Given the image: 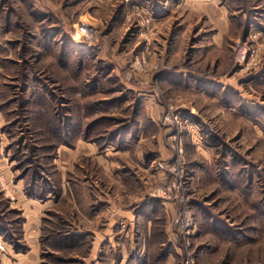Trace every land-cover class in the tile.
Returning <instances> with one entry per match:
<instances>
[{"label":"rangeland","instance_id":"obj_1","mask_svg":"<svg viewBox=\"0 0 264 264\" xmlns=\"http://www.w3.org/2000/svg\"><path fill=\"white\" fill-rule=\"evenodd\" d=\"M109 1L91 0L93 3L90 8L93 7L95 21L86 15L62 22L46 10L42 11L39 3L35 6L34 3L30 5L14 0H0V159L6 158L5 169L9 174L8 177H2L4 175L0 173V180L4 184L2 188L0 182V191L9 200V206L17 209L12 205V202H16L14 184L26 172V180L21 179L24 185L22 191L26 197L38 199L41 205L49 197L43 204L45 207L39 227L40 235L34 243L33 253L28 257L32 261L29 262L140 264L143 259L142 264H264V103L250 105L240 99V93L245 92L249 95L250 102L264 101V82L255 83L245 79L249 74L251 77L257 75L264 65V0H217L219 5H228L235 15L230 17L233 28L224 40L219 58L213 59L214 61L209 58L208 61L205 59L199 63L191 58L190 46L203 33L199 28L208 29L205 17L196 19V16L187 13L180 19H171L176 28L187 26V39L183 44L182 39L176 42L177 54L170 59L172 63L180 64L195 76L214 80L215 86L220 77L235 74L233 83L236 93L233 100L227 99L230 90L223 91V105L225 103L226 106L228 100L229 107L214 108L212 113L204 112V117L211 119L217 128L215 132L209 131L221 153L216 168L220 174L219 184L222 183L221 172L225 169L222 158L225 150L233 156L229 162L232 175L226 180L230 185L229 189H218L214 185L217 189L213 193L191 186L186 170L184 138L189 133V116L185 110L189 108L190 102L188 98L172 96L161 88L158 74L166 70H162L158 61L148 55L149 46L146 43L150 36L144 34L139 39L136 38L137 20L140 19L145 25L152 20L151 12L146 11L152 8L150 2L148 6V0H126L123 15L120 2ZM175 1L177 0H170L172 10H175ZM9 11L10 21L6 14ZM126 17H129L125 26L129 25L128 29L111 32V26L115 23L119 27ZM253 17H258L255 19L256 23L249 25ZM41 19L44 20L40 21ZM80 20L91 23L99 30L98 41L73 40L75 25ZM257 23L260 27L256 26ZM235 42L245 44L249 49L246 63H250V69L239 63L241 54H238L239 49H234ZM137 43H140L139 46L144 44L146 51H135ZM179 52L186 54L185 60L181 54L179 56ZM215 61L220 64L219 67ZM151 77L153 79L149 81ZM151 87L157 91V101L162 107L161 123L169 129L171 159L165 181L169 178V166L175 157L176 140H180L187 194L191 197L195 220L198 217L194 209L196 201L200 202V211H203L205 204V214L215 217L222 229L216 234V226L212 227L203 221V235L200 238L194 237L189 250L193 252V259L187 257L177 226L178 241L173 246L167 241V236L161 234L164 229L161 224L153 226L145 243L144 255L137 252L136 247L139 246L131 242L133 238L125 225L121 230L117 229L112 241L100 243L94 240V232L100 229L98 217L94 218L98 214L99 205H93L96 202L92 201L93 196L89 202L87 194L94 193L89 181L100 176L96 163L83 157L79 144L92 143L98 150H102L109 141L115 139L117 133L127 132L134 124V105H130L129 98L124 101V97L134 98L132 88L139 91L138 88L143 90ZM37 90L41 92L38 99L33 96ZM199 96L203 97V94L200 93ZM21 98H24V111L20 108ZM8 104L4 111L1 110ZM170 110L179 113L178 128L165 122ZM239 112H245L246 119ZM55 118L58 126L54 125ZM193 119L198 125L205 124L199 116L194 115ZM252 124L259 127L263 136L259 138L255 134ZM59 125L64 128H61L59 137H56ZM6 126L7 130L3 131ZM230 128L234 130L231 131ZM178 131H181L180 135L177 134ZM19 141L20 149L30 143L36 146L37 159L30 162L33 167L36 166V174L28 168L30 163L19 164L15 151L18 146H12L13 142ZM56 142L59 144L51 149ZM88 168L91 172L85 175ZM31 179H37L36 182L40 183L46 181L55 191H51L43 199L30 196ZM101 181L107 189L111 184L113 187V181ZM161 184L153 186L149 192L150 197L153 190ZM57 189L60 196H57ZM158 199L172 202L178 209L179 217L180 205L177 202L162 197ZM44 218L46 221H43ZM53 233H58L59 237L54 238ZM23 241L27 250L21 253H27L30 250V239L26 241L24 230ZM8 246L10 252L14 251L11 245ZM6 254L7 258L11 256L8 252ZM4 255L0 253V264Z\"/></svg>","mask_w":264,"mask_h":264},{"label":"crops","instance_id":"obj_2","mask_svg":"<svg viewBox=\"0 0 264 264\" xmlns=\"http://www.w3.org/2000/svg\"><path fill=\"white\" fill-rule=\"evenodd\" d=\"M14 1H18L21 4L30 3V5L34 3L33 5L35 6L39 3L42 11L46 10L48 14L50 13L52 17L55 16L57 20H62V22L65 20L69 21L70 18L75 16L82 18L86 15L92 21L96 20L93 7L90 8L91 3H93L91 0ZM115 1L120 2L121 13L124 15L123 11L125 12L126 0ZM149 2L152 10L146 9V11L148 12L149 10L151 12L152 20L148 25L141 23L140 19L137 20L135 25L137 29L136 38L139 39L144 34L150 36L146 43L149 46V53H147L158 61V66L162 70H166L158 74V83L161 88L172 96L181 95L184 98H188L190 102L189 108L185 110L189 116H187L189 118V133L184 138V146L187 153L186 170L190 178L191 186L193 185L198 190H204V192L207 191L208 193H213L217 188L229 189L230 185L227 184L226 180L230 179L232 175H230L229 162L233 159V156L229 154L227 149L225 150L222 156L225 161V169L221 172L223 173V176H221L222 183L219 184L220 174L216 168L221 153L219 146L211 139L212 133L209 131L213 130L215 132L217 128L211 119L208 120L204 117V112L212 113L217 108H222L223 106L225 108L229 107L227 103L233 100V96L236 93V88H234L235 84L233 83L235 74L220 77L218 79L220 81H216L217 86H215L214 80L195 76L191 72L184 70V67L180 64L172 63L170 59H173L177 54L176 42L182 39L183 44L185 39H187V26L181 29L176 28L173 26L171 19H180L187 13L196 16V19L205 17L209 25L208 29L200 27L199 31H203L202 35L197 37V42L192 43L190 46L191 58L195 62L202 63L205 59L211 58L212 60H217L219 58L218 55L223 50L224 40L233 28L230 17H234L235 14L231 12V8L228 5L217 4V0H177L174 2L175 10L171 9L170 0H148V6ZM6 14H8L10 21L11 11ZM143 14H145V11H143ZM258 17H253V20L251 22L249 21V25H255V19ZM243 18H245L244 15ZM128 19L129 17H126V19L123 18L119 27L118 25H114V23L111 26V32L118 30L126 31L129 26L127 25L125 27ZM42 20L44 19L40 21ZM184 23L187 24L185 21ZM256 26H258V23ZM140 43H137L134 47L135 51L139 53L146 51V47L145 49L143 48L144 44L139 46ZM180 54L184 57L183 60H185L186 54L179 52V56ZM115 63L116 65L119 64H117V61ZM216 63L217 61H215ZM219 65L216 64L218 67ZM149 79L151 81L153 77ZM245 79H248V81L253 80L251 82L255 83L264 82V65L263 69L257 75L251 77V74H249ZM131 90L135 93L133 94L134 98L131 96L124 97V101H127L129 98L130 105H134V124L129 127L128 131L126 133H117L115 139L109 141L110 143H107L102 150H98L97 146L92 143L83 142L79 146L82 148L83 157L92 163H96L100 176L99 178H94V181H89V186L91 187L93 185L94 193L91 194L88 192L87 194L89 202L91 196H93L92 201H96L93 205H99L98 214H95L96 216L94 215V218L98 217L100 229L99 231H93L95 235L94 240H98L100 243L101 241H112L118 231L117 229L120 228L121 230L125 225L127 231L130 232L131 238H133L131 242L133 241L139 246L138 248L136 247L137 252H140V255H144L146 253L145 243H147L153 231V226L155 225L158 226L161 224L162 229L164 228L161 230V234L167 236V241L171 242L172 246L177 243L178 234L176 226L178 209L170 201L152 198L149 195L150 190L155 184H161L165 181L167 166L171 159L168 142L169 129L160 120L162 107L157 101V91L152 87L143 90L142 88H138L137 90L139 91H135L134 88ZM225 90L228 92L229 90L231 91L228 94L229 97H227L230 101H226V106L225 103L223 105L222 101L223 91ZM200 93L203 94V97L199 96ZM248 96L245 92L243 94L240 93L241 101L250 105H256L257 102L260 104L264 103V101L259 100L250 102L248 100L250 97ZM243 111H246V109H243ZM194 115L195 117H201L203 122L205 121V124L202 126L198 125L193 119ZM241 115L246 119L245 112ZM248 124H250L249 121ZM252 128L259 138L263 136L257 125L252 124ZM233 130L234 128L231 131ZM108 148L112 149V151L108 150ZM5 160V157L0 159V173L4 175L2 177L9 176L5 169L7 163H5ZM90 170L88 168L85 175L88 172L90 174ZM102 179L113 181V187L111 184L107 189L106 185H104L105 183L101 181ZM214 185H216V189ZM23 187L24 185L21 179L15 182L14 188L16 190L14 195L16 202H12V205L23 213L25 217L23 223L24 238L27 242L29 239L30 241L32 239V243L29 241L30 250L27 253L8 251L11 256L9 258L5 257L7 254L2 256V264H31L29 262L31 260L28 257L33 253L34 243L40 235L39 227L41 218L44 215L42 212L45 207L43 204L47 202L49 197L41 205L38 199L26 197L22 191ZM199 203L194 202V209L198 215L196 218L197 226L195 236L200 238L203 235V231L201 230L203 221L212 227L216 226V231L214 232L219 234L222 229L219 227L216 218L205 214V204H203V211H200L201 205ZM101 227H104V229ZM116 244L119 243L116 242ZM175 250L178 252L177 248Z\"/></svg>","mask_w":264,"mask_h":264},{"label":"built area","instance_id":"obj_3","mask_svg":"<svg viewBox=\"0 0 264 264\" xmlns=\"http://www.w3.org/2000/svg\"><path fill=\"white\" fill-rule=\"evenodd\" d=\"M99 34V30L91 23L80 20L75 25L74 35L72 37L75 41L84 40L88 42H96L99 39ZM234 49H239L238 54H241L239 63L241 65L245 64L247 69H250V63H246L249 49L245 46V44L240 45L238 43L235 44ZM165 122L169 126L178 128L180 125L179 113H175L170 110L167 117H165ZM180 132L181 131H178L177 134L180 135ZM176 141H178V143L176 144L174 160L169 166V178L153 190L151 197L173 199V201L180 205L177 230L183 246L187 251V257L193 259V252H189V250L191 249L195 237L196 220L192 208V201L190 199L191 197L187 194L188 187L184 171L185 162L183 158V149L180 140ZM1 186L4 188V184L2 182ZM8 251L9 246L0 235V253L6 254Z\"/></svg>","mask_w":264,"mask_h":264},{"label":"trees","instance_id":"obj_4","mask_svg":"<svg viewBox=\"0 0 264 264\" xmlns=\"http://www.w3.org/2000/svg\"><path fill=\"white\" fill-rule=\"evenodd\" d=\"M37 91L34 92L33 96L35 98H37V97L40 98L41 92H39V91L37 92ZM20 101H21L20 102V106H21L20 108H22V110L24 111L25 110V105H23L24 104V98H21ZM25 104H26V102H25ZM8 106H9V104L5 105L3 108H1V110H3V109L5 110V108ZM52 116L54 117V115H52ZM68 118H69V116H68ZM74 118L75 117H73V120H74ZM53 122H54L55 126H58V122H57L56 118ZM59 127H60V130H57V133L55 134L56 137H59V131H61L64 128L61 125H59ZM4 130L5 131L7 130V126H6V128L3 129V131ZM124 132H126V131H124ZM20 141L18 143L13 142L12 146H18V148L15 149V151H17L18 158L20 160L19 164L21 165V163H25V165H27L26 163H30L32 160L34 161L37 159V157H35L37 155L36 154V146H33L30 143L29 145L20 149L19 148V146H21ZM58 142H56L55 144H52L51 149H55V147L59 144ZM39 148H42V147H39ZM28 152L30 153L29 155H28ZM22 165H24V164H22ZM28 168L31 169L32 173H34V174L37 173L36 166L33 167L31 165V163L28 165ZM25 173L20 175L19 178L26 180ZM35 177H36V175H35ZM37 179H36V181H37ZM31 181L29 183L32 187V190L30 189V191H29L30 196H33V197H36L39 199H43L46 197V195L48 193H50L51 191H55V190H53L54 188L50 187L49 183L48 184L46 183V181L43 183L42 182L41 183L36 182L34 179L33 180L31 179ZM232 187H234V186H232ZM56 193H57V196L58 195L60 196V192L58 191V189H57ZM23 221H24V217L22 216V212L18 209L11 208L9 206V200L0 191V235L2 236V238L4 239V241L7 244H9L13 247L15 252H24L27 250V246L23 241V230H22ZM43 221H46V218H44ZM59 233H61V232H59ZM53 234H54V238L59 237L58 233H53ZM142 263H144L143 259H141V261H140V264H142Z\"/></svg>","mask_w":264,"mask_h":264}]
</instances>
